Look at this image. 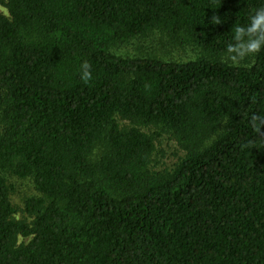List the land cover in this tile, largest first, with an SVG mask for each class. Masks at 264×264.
I'll return each mask as SVG.
<instances>
[{"label":"trees","instance_id":"obj_1","mask_svg":"<svg viewBox=\"0 0 264 264\" xmlns=\"http://www.w3.org/2000/svg\"><path fill=\"white\" fill-rule=\"evenodd\" d=\"M5 6L0 264H264V51L221 60L237 20L264 0ZM165 39L207 57L124 51ZM149 126L185 152L171 171L150 170ZM11 177L38 193L25 203L31 223L15 219Z\"/></svg>","mask_w":264,"mask_h":264},{"label":"rangeland","instance_id":"obj_2","mask_svg":"<svg viewBox=\"0 0 264 264\" xmlns=\"http://www.w3.org/2000/svg\"><path fill=\"white\" fill-rule=\"evenodd\" d=\"M5 3L6 0H0V14L9 17ZM161 43L159 41V45L139 44V46L125 48L124 51L131 54L136 53L137 55L155 53L161 59L179 62L194 61L199 58L207 57L197 46L189 43L181 45L177 41L168 42L166 39ZM249 60L250 59L244 63L249 62ZM118 120L121 126H129V122ZM141 130L149 135H153L155 138L156 151L153 156L150 170L156 172L171 171L184 158L185 152L180 148L178 141L170 134L162 132L160 129L153 126L141 127ZM10 184L13 189L11 201L16 211L15 219L31 223L32 218L28 217L25 211V203L29 198L38 196L33 182L31 180H20L11 177ZM30 240L31 238L20 237L18 244H27Z\"/></svg>","mask_w":264,"mask_h":264},{"label":"clouds","instance_id":"obj_3","mask_svg":"<svg viewBox=\"0 0 264 264\" xmlns=\"http://www.w3.org/2000/svg\"><path fill=\"white\" fill-rule=\"evenodd\" d=\"M222 22L220 17H212V24L220 25ZM261 51H264V7L249 12L244 24L237 20L231 29V42L224 49L221 60L240 66ZM80 79L85 83L92 79L91 65L87 61L80 65Z\"/></svg>","mask_w":264,"mask_h":264}]
</instances>
